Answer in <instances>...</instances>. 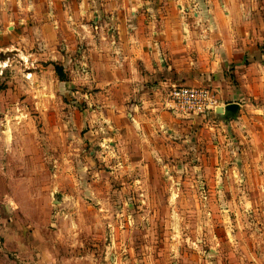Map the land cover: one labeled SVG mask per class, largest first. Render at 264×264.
<instances>
[{
    "label": "crops",
    "instance_id": "0c3cea01",
    "mask_svg": "<svg viewBox=\"0 0 264 264\" xmlns=\"http://www.w3.org/2000/svg\"><path fill=\"white\" fill-rule=\"evenodd\" d=\"M0 10L10 19L9 36L0 38L35 41L62 66L66 82L52 66L47 70L64 102L72 97L88 105L79 115L89 141L102 133L113 151L129 154L135 146L133 154L143 158L169 156L177 139L186 143L200 130L204 168L206 151L217 164L229 143L242 146L247 170V157L264 164V0H0ZM172 84L213 90L222 105L239 104L237 118L176 117L166 106ZM51 185L54 194L59 186ZM38 186L26 191L25 204L10 202L0 219V252L3 246L16 252L21 264H133L112 255L76 257L74 244L45 241L47 232L74 231L59 227L56 208L50 217L44 212ZM215 245L214 264H264V244ZM224 247L228 258L220 254Z\"/></svg>",
    "mask_w": 264,
    "mask_h": 264
},
{
    "label": "rangeland",
    "instance_id": "374dc122",
    "mask_svg": "<svg viewBox=\"0 0 264 264\" xmlns=\"http://www.w3.org/2000/svg\"><path fill=\"white\" fill-rule=\"evenodd\" d=\"M8 16L0 10L5 36ZM44 53L35 41L0 38V219L10 202H28L26 191L38 183L44 212L50 217L56 208L59 227L74 231L47 232L45 241L74 244L76 257L214 264L218 242L264 244L262 162L247 157V170L242 146L229 143L217 164L206 151L204 168L200 130L186 143L177 139L169 156L143 158L133 154L135 146L129 154L113 151L102 133L89 141L87 120L79 115L88 105L71 96L62 100L47 70L54 63ZM54 182L59 187L51 194ZM2 248L0 264H21L16 252ZM224 248L220 254L228 258Z\"/></svg>",
    "mask_w": 264,
    "mask_h": 264
},
{
    "label": "built area",
    "instance_id": "2783aa9c",
    "mask_svg": "<svg viewBox=\"0 0 264 264\" xmlns=\"http://www.w3.org/2000/svg\"><path fill=\"white\" fill-rule=\"evenodd\" d=\"M166 106L176 117L197 120L214 115L215 110L224 105L209 88L172 84L169 86Z\"/></svg>",
    "mask_w": 264,
    "mask_h": 264
},
{
    "label": "water",
    "instance_id": "95a60500",
    "mask_svg": "<svg viewBox=\"0 0 264 264\" xmlns=\"http://www.w3.org/2000/svg\"><path fill=\"white\" fill-rule=\"evenodd\" d=\"M239 111V104L230 103L223 107H219L215 110V115L221 117L222 119L235 120L237 118Z\"/></svg>",
    "mask_w": 264,
    "mask_h": 264
},
{
    "label": "trees",
    "instance_id": "16d2710c",
    "mask_svg": "<svg viewBox=\"0 0 264 264\" xmlns=\"http://www.w3.org/2000/svg\"><path fill=\"white\" fill-rule=\"evenodd\" d=\"M53 67H54L55 75L57 76L58 80L60 82H66L67 81V77H66V75L63 72L62 66L59 65V64H54Z\"/></svg>",
    "mask_w": 264,
    "mask_h": 264
}]
</instances>
